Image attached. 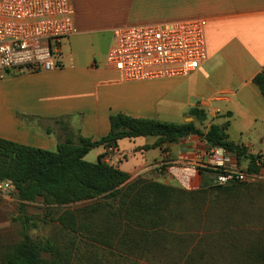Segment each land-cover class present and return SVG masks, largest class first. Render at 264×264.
Returning a JSON list of instances; mask_svg holds the SVG:
<instances>
[{
    "label": "crops",
    "instance_id": "obj_1",
    "mask_svg": "<svg viewBox=\"0 0 264 264\" xmlns=\"http://www.w3.org/2000/svg\"><path fill=\"white\" fill-rule=\"evenodd\" d=\"M71 2L76 33L61 42L59 67L13 71L0 81L1 139L54 151L67 137L106 136L111 115L183 124L198 110L206 117L200 129L226 124L229 141L264 158V98L253 83L264 68V0ZM193 18L206 21L207 59L188 76L127 82L108 65L115 28ZM148 138L120 140L111 152L95 148L85 160L92 153L95 161L104 155L105 163L129 175L128 181L161 184L171 179L168 164L205 160L208 146L197 137L146 149L156 142ZM247 164L240 162L242 169Z\"/></svg>",
    "mask_w": 264,
    "mask_h": 264
},
{
    "label": "rangeland",
    "instance_id": "obj_2",
    "mask_svg": "<svg viewBox=\"0 0 264 264\" xmlns=\"http://www.w3.org/2000/svg\"><path fill=\"white\" fill-rule=\"evenodd\" d=\"M86 161L95 162L94 154ZM168 180L163 184L172 189L167 201L131 221L118 199L101 196L65 206L42 199L23 203L25 215L33 219L27 234L66 253L69 264H185L189 257V264L264 263V176L247 186L208 185L197 192H183ZM20 204L14 191H0V259L22 238ZM66 213L75 215L77 232L59 224ZM143 232L155 242L142 240Z\"/></svg>",
    "mask_w": 264,
    "mask_h": 264
},
{
    "label": "trees",
    "instance_id": "obj_3",
    "mask_svg": "<svg viewBox=\"0 0 264 264\" xmlns=\"http://www.w3.org/2000/svg\"><path fill=\"white\" fill-rule=\"evenodd\" d=\"M253 83L264 98V68L254 77ZM189 115L197 118L198 122L174 124L137 119L124 114L111 115L110 129L106 136L95 141L80 136L67 137L57 144L54 151L0 138V183L8 182L13 186L16 199L22 203L19 205V220L23 226L21 240L1 257L0 264H69L66 253L58 252L48 242H35L29 237L27 229L33 219L25 215L23 203L42 199L45 204L65 206L101 196L104 199H118L125 218L131 221L144 218L152 206L167 201L172 189L166 185L141 179L128 184L129 175L105 163L104 155H99L93 163L87 162L85 156L95 148L103 147L107 151L109 147L116 148L117 142L123 139L156 138L151 147H146L148 149L164 144H175L184 138L194 136L209 148H223L234 155L238 164L242 160L248 161L246 168L248 172L259 171L255 162L263 156L248 154L242 145L229 141L226 124L210 125L204 130L198 125L203 124L205 115L198 110L190 111ZM200 175L199 190L208 185L222 188L245 185L231 183L214 186L211 180L215 173L201 170ZM57 220L63 230L72 233L78 231L77 219L73 213H66ZM143 234L141 239L146 243L155 242L149 240V236L152 235L147 232ZM108 243V240L104 241V244L111 246ZM44 254H48V258L43 257ZM191 260L192 257L187 258L185 264H189Z\"/></svg>",
    "mask_w": 264,
    "mask_h": 264
},
{
    "label": "built area",
    "instance_id": "obj_4",
    "mask_svg": "<svg viewBox=\"0 0 264 264\" xmlns=\"http://www.w3.org/2000/svg\"><path fill=\"white\" fill-rule=\"evenodd\" d=\"M205 30L206 21L200 18L123 25L113 30L114 44L106 61L127 82L186 77L207 59ZM75 33L71 0H0V81L13 71L58 68L61 42ZM203 157L196 162H172L166 173L188 192L201 188V170L215 173L214 186L249 185L262 178L263 157L255 162L256 173L238 168L220 147H208ZM0 191L10 193L14 188L2 182Z\"/></svg>",
    "mask_w": 264,
    "mask_h": 264
},
{
    "label": "water",
    "instance_id": "obj_5",
    "mask_svg": "<svg viewBox=\"0 0 264 264\" xmlns=\"http://www.w3.org/2000/svg\"><path fill=\"white\" fill-rule=\"evenodd\" d=\"M190 120V122L193 120L194 122H198V119L197 118H193V119H189Z\"/></svg>",
    "mask_w": 264,
    "mask_h": 264
}]
</instances>
